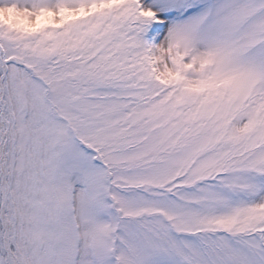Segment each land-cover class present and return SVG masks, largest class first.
<instances>
[{
	"label": "snow or ice",
	"instance_id": "snow-or-ice-1",
	"mask_svg": "<svg viewBox=\"0 0 264 264\" xmlns=\"http://www.w3.org/2000/svg\"><path fill=\"white\" fill-rule=\"evenodd\" d=\"M0 264H264V0H0Z\"/></svg>",
	"mask_w": 264,
	"mask_h": 264
}]
</instances>
